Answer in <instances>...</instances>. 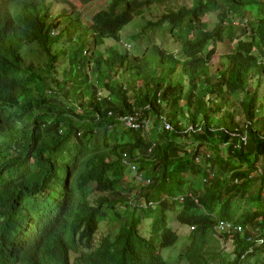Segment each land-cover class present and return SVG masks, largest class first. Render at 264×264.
I'll list each match as a JSON object with an SVG mask.
<instances>
[{
	"label": "trees",
	"instance_id": "obj_1",
	"mask_svg": "<svg viewBox=\"0 0 264 264\" xmlns=\"http://www.w3.org/2000/svg\"><path fill=\"white\" fill-rule=\"evenodd\" d=\"M100 2L76 36L73 0H0V264H170L161 251L179 236L156 219L143 237L132 207L158 194L194 228L177 264H219L222 221L242 228L223 235L237 244L231 264H264V0H170L135 51L119 48L121 32L154 1L76 0ZM156 28L179 53L148 43ZM40 58L37 73L26 60ZM45 78L57 89L41 90ZM124 160L150 177L139 200L121 188Z\"/></svg>",
	"mask_w": 264,
	"mask_h": 264
},
{
	"label": "rangeland",
	"instance_id": "obj_2",
	"mask_svg": "<svg viewBox=\"0 0 264 264\" xmlns=\"http://www.w3.org/2000/svg\"><path fill=\"white\" fill-rule=\"evenodd\" d=\"M153 1H154L153 5L150 8L146 9V11L144 12L145 14H144L143 18H135V20L130 25H128L127 27H125L123 29V31L121 32L122 43L120 44L119 48H121V49L124 48L125 46H123V45L126 43V44H129L132 46L131 51H135V50H133V47H135V45L137 44V40H133L132 37L137 36L141 32V28L143 26H145L147 24V22L151 21V22L156 23L160 19L161 15L164 11L165 6H171L172 5L169 3L170 0H167L166 2L164 0H153ZM73 2L77 5V9L84 14V16L82 17L83 24L77 28V30L75 32L76 36H78L80 34H86L87 33L86 29H85L86 22L89 19H91L92 16L97 11L102 9L103 4L101 2L100 3H94L87 8H83L76 3V0H73ZM186 3L189 4L190 6L193 4L192 0H187ZM76 12L77 11L73 10L70 14L66 15L61 21L64 23H68V21H70V19L74 20L75 19L74 14ZM233 16L234 15H232L231 17H233ZM204 21H207L208 23L213 24L216 22V15L206 16L204 18ZM155 32H156V34L154 36H152L153 33H150L148 35V37L152 36V39H153V40H150L148 43H150V44L154 43L153 45H158L160 47L167 48L168 50L173 51L175 53L180 52L181 40L179 38L176 39L175 37H173L170 34L169 29L164 31V29L156 28ZM143 37L140 39L142 40ZM71 39H72V37L68 33L65 36V40L68 41ZM114 43L115 42L113 40L107 41V45H113ZM73 44L74 45H71V44L66 45L67 46L66 48L68 49L69 53H72L74 51V49H76L75 46H76L77 42H73ZM142 44H146L145 39L142 40ZM40 61H41V58L40 59H27L26 64L27 65H30V64L34 65L35 71L37 73H42L41 71L38 70V68L41 66ZM220 61H221V59L219 57V54L217 53L212 58V61L210 64L212 71L216 72L219 70ZM48 85L51 87V89H54V90L57 89L55 85H53L52 83H49V79H47V78H45L44 81H42V80L39 81V86H40L41 90H43L45 88V86L48 87ZM262 98L263 99L261 100V103L264 105V95L262 96ZM263 114H264V112H263ZM188 128H190V126ZM188 131H191V130L189 129ZM237 147H239V146H237ZM261 166H262L261 169H264V161L261 162ZM131 173H132L131 170L128 167H125L120 174L121 188L125 191H128L130 188H133L136 190L140 186L139 184L136 183V180L134 182L132 181V174ZM198 180H199V178L197 177L196 181H198ZM196 188H199L200 191H202V185L196 186ZM90 193L93 194V188L90 189ZM133 193H132V195H133ZM131 198H132V196H131ZM237 208H239L240 210H243L244 209L243 204H239L237 206ZM121 212L124 213V210L121 209ZM169 227L174 232L178 233V235L180 236V239L174 248L162 250L161 256L168 263L177 264L176 261H177L179 255L181 253L185 252L186 248L190 244V241L188 240L190 228L187 226L179 224L176 220L174 222V225H169ZM101 229H102V233L104 235L114 233L113 222L110 219L102 220ZM185 234H186L187 239H184L182 237ZM219 236H220V238H218V240L221 244L222 249L224 250V252H222V254H221L220 262H222V261L229 262V261H231L232 254L234 255L233 246L231 245V247L229 248V246L224 244V241L222 240L221 235H219ZM261 242H262V240H259V243H261ZM233 259H234V256H233ZM261 260H263L261 257L259 259H257L256 264H259V262ZM219 264H221V263H219Z\"/></svg>",
	"mask_w": 264,
	"mask_h": 264
},
{
	"label": "clouds",
	"instance_id": "obj_3",
	"mask_svg": "<svg viewBox=\"0 0 264 264\" xmlns=\"http://www.w3.org/2000/svg\"><path fill=\"white\" fill-rule=\"evenodd\" d=\"M120 42L122 43V39H120ZM126 45H128V49L132 50V46L131 45H129V44H126ZM120 120L122 122V125L124 127H126V128H130V129L141 128L140 125L142 124V122L139 123L137 116H125V117H121ZM129 121H131V125H129V123H128ZM144 125H146L145 122H144ZM166 129L172 130L173 128L170 125L166 124ZM188 130H189V128H188ZM193 131H194V128H193ZM124 162H125V160L123 161V169L125 167H128L131 170V172H132L131 173L132 174V181L134 182L136 180V183L140 185L139 188L136 189V190L133 189V188H130L127 191L128 196H130L129 199H131V200H135V199L139 200L138 199V194L141 193L142 188L148 187L150 185V183H151L150 177H149L148 174H146L144 172H139V169H138L137 165H130V164L126 163V162L124 164ZM122 170L120 171V174H121ZM119 178H120V176H119ZM120 182H121V179H120ZM132 193H133V195H132ZM131 196H132V198H131ZM152 198L150 197V199H148V200L142 199L143 201L141 203L136 204L134 202L132 204L133 206L131 205L132 207H137V208H140V209L145 211V212L144 211H138V212H139V218L141 219L140 233H141V235L143 237H146V238H150L152 225H153V223H154V221L156 219L164 221L169 229H171L169 227V225H174L175 220L179 224H181V222L179 221V213L181 212V210H180L181 207H180L179 204H181V202H183L182 196H179V197L176 198L177 201H178V205H179V207H176V208H170L166 204H162V201H164L166 199H164V196H162L160 194H158V195H156V196H154ZM173 209H176V210H173ZM107 219L112 220L113 217L110 214H108ZM103 220H106V219H103ZM101 222H102V220H101ZM181 225H183V224H181ZM184 226H187V227L190 228V231H189V236H190V233L194 230V228L189 226V225H184ZM214 231H215V233L217 235L216 242H218L219 245H220L221 254H222V252H224V250L222 249L221 244H220V242L218 240V238H220L219 235H221V238L224 241V244L229 246V248L231 247V245L233 246V249H234V252H235V249L237 248V244H236L235 240H232L233 244H231V243L227 242V240L225 239V237H223V235L234 234V233H237V232L241 233L242 232L241 226L236 224V223H232L231 221H222V222L216 224V226L214 227ZM174 233H176V235H178L177 232H174ZM182 237L184 239H187L186 238V234L183 235ZM179 239H180V236H179ZM188 240H189V237H188ZM259 240H263V239H259ZM177 243L171 248H174L177 245ZM171 248H168V249H171ZM161 253H162V251H161ZM183 253H181L179 255L176 263H178L179 258H180V256ZM233 256H234V259H235V254L234 255L232 254L231 261H229V262H226V261L220 262L219 261V263H221V264H231L234 261ZM220 259H221V257H220Z\"/></svg>",
	"mask_w": 264,
	"mask_h": 264
},
{
	"label": "built area",
	"instance_id": "obj_4",
	"mask_svg": "<svg viewBox=\"0 0 264 264\" xmlns=\"http://www.w3.org/2000/svg\"><path fill=\"white\" fill-rule=\"evenodd\" d=\"M128 123H129V125H131V121H129ZM189 129H190L191 131H193V128H192V127H190ZM242 140H246V138H245V137H242ZM239 230H240V229H239Z\"/></svg>",
	"mask_w": 264,
	"mask_h": 264
}]
</instances>
